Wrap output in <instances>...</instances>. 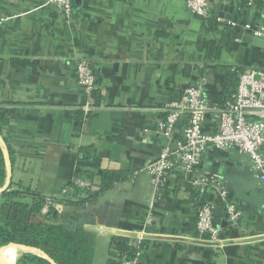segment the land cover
I'll return each instance as SVG.
<instances>
[{"label": "crops", "instance_id": "0c3cea01", "mask_svg": "<svg viewBox=\"0 0 264 264\" xmlns=\"http://www.w3.org/2000/svg\"><path fill=\"white\" fill-rule=\"evenodd\" d=\"M210 3L222 20L216 30L187 9V0H74L70 22L50 0H0V108L7 112L0 137L10 160L4 187L57 198L79 169L132 176L82 208L66 209L81 214L95 234L92 264L120 258L112 238L140 236L139 264H264V193L248 158L212 147L204 154L202 172L243 213L234 227L217 213L226 240L220 250L197 240L189 188L174 184L155 201L143 171L165 145V108L186 88L207 80L204 130L212 133L214 113L234 91L227 81L232 69L264 71V48L245 41L264 27V0ZM210 42L221 48L219 61L209 59ZM82 57L97 75L100 95L86 119L79 118L85 100L75 75ZM14 60L24 65L15 67ZM89 148L93 158L83 152ZM19 251L17 262L26 254Z\"/></svg>", "mask_w": 264, "mask_h": 264}, {"label": "built area", "instance_id": "2783aa9c", "mask_svg": "<svg viewBox=\"0 0 264 264\" xmlns=\"http://www.w3.org/2000/svg\"><path fill=\"white\" fill-rule=\"evenodd\" d=\"M239 3L243 0H225ZM255 3L254 0H247ZM56 12L65 22L74 16V0H50ZM187 9L204 21L221 19L213 16L210 0H187ZM264 20V8L261 11ZM246 30L252 31L250 25ZM255 35L264 40V27ZM232 72L239 77V83L232 100L219 107L214 113L215 127L212 133L204 130L210 108L205 99L207 80L201 79L186 88L165 108V118L160 124V133L165 145L157 159L143 171L151 178L154 200L163 198L174 184L189 188L197 210V240L203 241L216 250L226 244L222 228L216 224L218 212H223L231 226H238L243 213L229 200L225 189H218L213 178L202 172L205 152L212 147L219 151H233L249 159L252 171L264 193V71L239 70ZM76 81L85 104L81 110L85 119L96 109L94 93L97 89V75L86 58L76 59ZM185 123V128L181 129ZM80 188L92 187L91 182L73 180ZM73 199V191L65 187L57 198H47L42 214H48L53 207L58 212L64 208L61 202ZM143 237H137L139 246ZM137 256L124 257L121 264H139Z\"/></svg>", "mask_w": 264, "mask_h": 264}, {"label": "trees", "instance_id": "16d2710c", "mask_svg": "<svg viewBox=\"0 0 264 264\" xmlns=\"http://www.w3.org/2000/svg\"><path fill=\"white\" fill-rule=\"evenodd\" d=\"M257 4L262 7L260 2ZM205 23L209 30H216L219 27L216 19H209ZM208 56L213 62L220 60L221 48L217 43L208 44ZM23 65L22 61H13L15 67ZM227 81L230 82L234 91H228L222 105L232 100L238 87L239 77L234 74V77ZM94 97L96 105H99L100 95L97 89ZM83 115L85 116L79 113V118L82 119ZM6 123L7 112L0 108V135ZM83 152L89 158H93L95 154L92 148L85 149ZM9 155L12 158L10 151ZM6 163L4 148L0 144V189L4 187L7 178ZM98 176L101 182L96 186L94 179ZM131 177V174L126 171L103 170L95 173L79 169L74 180L91 182L92 187L80 188L74 184V181L70 182L67 187L72 189L73 199L61 202L65 210L59 213L51 207L45 216L42 211L47 198L31 190L8 188L0 197V247L14 244L40 250L46 255L44 258L26 253L19 258L17 264H92L95 254V234L84 228L85 218L81 214L77 211L69 212L66 209L82 208L100 194L111 190L117 184L126 182ZM111 245L120 253V258L110 259L107 264H121L124 257L137 256L143 247L142 243L135 246V240L123 237L112 238Z\"/></svg>", "mask_w": 264, "mask_h": 264}, {"label": "water", "instance_id": "95a60500", "mask_svg": "<svg viewBox=\"0 0 264 264\" xmlns=\"http://www.w3.org/2000/svg\"><path fill=\"white\" fill-rule=\"evenodd\" d=\"M206 1H209V0H206ZM221 9H223L225 11L226 10L227 11H229V10L230 11H233L234 10V7L233 6H230L229 4H222L221 5ZM225 19L227 21H230L231 20V17L230 16H227V17H225ZM245 41H247L250 44H253L254 46L264 48V40L261 37H257V36L254 37V38L247 37L245 39ZM0 144L4 148L6 160H7L8 164H9L10 163L9 156H8L7 151H6V146H5L4 142H3V140L1 139V137H0ZM9 167H10V164H9ZM7 189H8V186H5L4 188H2L0 190V197H1L2 193L4 191H6ZM13 247L19 248V249L23 250L25 253H32V254H35V255H38V256H41V257L46 258V255L42 251L37 250V249H34V248L25 247V246H18V245L11 244V245H9L7 247H3L2 250L5 249V248H13ZM0 262L2 264H5L1 259H0Z\"/></svg>", "mask_w": 264, "mask_h": 264}, {"label": "bare ground", "instance_id": "6f19581e", "mask_svg": "<svg viewBox=\"0 0 264 264\" xmlns=\"http://www.w3.org/2000/svg\"><path fill=\"white\" fill-rule=\"evenodd\" d=\"M19 248H5L2 251L1 257L5 264H16L19 256ZM23 252V251H22Z\"/></svg>", "mask_w": 264, "mask_h": 264}]
</instances>
